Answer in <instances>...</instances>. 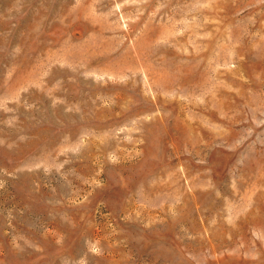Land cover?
<instances>
[{
  "label": "rangeland",
  "instance_id": "1",
  "mask_svg": "<svg viewBox=\"0 0 264 264\" xmlns=\"http://www.w3.org/2000/svg\"><path fill=\"white\" fill-rule=\"evenodd\" d=\"M0 264H264V0H0Z\"/></svg>",
  "mask_w": 264,
  "mask_h": 264
}]
</instances>
